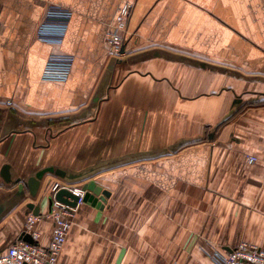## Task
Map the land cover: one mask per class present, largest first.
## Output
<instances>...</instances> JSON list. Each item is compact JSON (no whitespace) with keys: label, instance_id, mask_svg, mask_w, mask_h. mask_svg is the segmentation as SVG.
Returning a JSON list of instances; mask_svg holds the SVG:
<instances>
[{"label":"crops","instance_id":"0c3cea01","mask_svg":"<svg viewBox=\"0 0 264 264\" xmlns=\"http://www.w3.org/2000/svg\"><path fill=\"white\" fill-rule=\"evenodd\" d=\"M49 3L72 12L59 46L34 38ZM57 51L69 78L43 81ZM91 180L110 195L76 208L63 264H217L264 246V0H0V252L34 207L48 244L53 184Z\"/></svg>","mask_w":264,"mask_h":264},{"label":"built area","instance_id":"2783aa9c","mask_svg":"<svg viewBox=\"0 0 264 264\" xmlns=\"http://www.w3.org/2000/svg\"><path fill=\"white\" fill-rule=\"evenodd\" d=\"M132 4L124 2L118 8L117 14L109 33L108 50L119 58L123 51L125 35L127 32V20L131 13ZM71 10L54 3L45 7L42 18L34 30L35 40L50 45L62 44L71 18ZM74 62V56L66 52H51L42 69L41 79L47 82L64 83L68 80ZM255 156L247 157L248 162H254ZM60 184L54 183L51 189L54 194ZM80 197L74 207L63 204L56 200L50 207L49 216L53 226L48 244L39 242V234L33 228L39 220L38 215H27L22 233H27L32 242H26L21 238L10 244L0 252V264H63L59 256L63 250L67 234L71 228V217L76 208L83 203L81 192L78 188H70ZM217 264H264V247L241 242L236 246L216 251Z\"/></svg>","mask_w":264,"mask_h":264},{"label":"water","instance_id":"95a60500","mask_svg":"<svg viewBox=\"0 0 264 264\" xmlns=\"http://www.w3.org/2000/svg\"><path fill=\"white\" fill-rule=\"evenodd\" d=\"M124 45L121 46V51H123ZM61 177L66 178H74L79 176L80 174H66L64 171L57 169L55 171ZM2 175L4 176L5 180L9 181V174H8V166H3ZM40 177L39 175H37ZM23 184H19L18 189L22 190ZM81 192V199L83 202H88L94 206L102 207L107 197L110 195V192L107 189L102 188L95 181L91 180L89 182L83 183L79 188ZM79 195L73 192L70 188L66 186H60V188L54 193L48 196V203L51 207L53 200L61 202L63 204L69 205L74 207L79 199ZM39 214V207H34L33 215ZM21 239L26 242H32V238L27 233H21Z\"/></svg>","mask_w":264,"mask_h":264},{"label":"rangeland","instance_id":"374dc122","mask_svg":"<svg viewBox=\"0 0 264 264\" xmlns=\"http://www.w3.org/2000/svg\"><path fill=\"white\" fill-rule=\"evenodd\" d=\"M74 216H75V213L73 214V216L71 217V228H72V225H73V220H74ZM33 228H35V225H34V227ZM70 228V229H71ZM69 232H70V230H69ZM69 232H68V234H69ZM68 234H67V236H68ZM66 239H67V237H66ZM250 244V243H249ZM238 245V244H237ZM256 245V244H255ZM258 246H260V245H258ZM261 247H264V246H261ZM63 248H64V246H63ZM63 251V250H62ZM61 254H62V252H61ZM61 254H60V256H61ZM60 256H59V260H60Z\"/></svg>","mask_w":264,"mask_h":264},{"label":"bare ground","instance_id":"6f19581e","mask_svg":"<svg viewBox=\"0 0 264 264\" xmlns=\"http://www.w3.org/2000/svg\"><path fill=\"white\" fill-rule=\"evenodd\" d=\"M124 43H125V41H124ZM80 191V190H79Z\"/></svg>","mask_w":264,"mask_h":264}]
</instances>
